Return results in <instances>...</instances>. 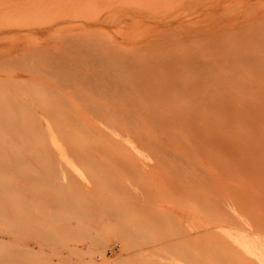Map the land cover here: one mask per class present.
Segmentation results:
<instances>
[{"label":"rangeland","instance_id":"obj_1","mask_svg":"<svg viewBox=\"0 0 264 264\" xmlns=\"http://www.w3.org/2000/svg\"><path fill=\"white\" fill-rule=\"evenodd\" d=\"M44 99L64 151L5 132L4 105L30 119ZM145 107L162 146L142 157L123 143ZM229 251L264 264V0H0V264Z\"/></svg>","mask_w":264,"mask_h":264},{"label":"bare ground","instance_id":"obj_2","mask_svg":"<svg viewBox=\"0 0 264 264\" xmlns=\"http://www.w3.org/2000/svg\"><path fill=\"white\" fill-rule=\"evenodd\" d=\"M148 13H150V12H148ZM226 15H228V14H226ZM80 18H81V16H80ZM247 31L245 30V32H247ZM47 48H49V47H47ZM81 51L83 52V49ZM90 54H91V52H90ZM143 56H145V55H143ZM26 60H27V58H26ZM163 62L165 63V61H163ZM66 65L67 64H65V66ZM153 66H154V64H152L149 61H144V60L142 61V60H137V59H135L134 61H132L131 65L129 64V67H127L125 65L126 70L127 69L128 70H131L132 73H133L134 70H139L140 73H141V75H142L144 73L143 71H145L146 79H147V82L145 84V89H144V92L147 95V97H145L146 98L145 99L146 101H149L150 100L148 97H149V91H150V88L151 87L157 85L158 86L157 92L159 93L158 95H161V97L163 98V96H164L163 93H165L166 90H168V88L173 85V83H170V82H168L169 83L168 85H162V82H163L162 80H164V78L162 76L161 77H158V76L154 75V73H153V75L151 74ZM108 68H109V66H108ZM168 70H169V68H168ZM36 101H37V103H34V104H38V102H40L39 100H36ZM176 102L179 103L178 101H176ZM42 103L44 105L42 107V109L44 111V114L43 115H38L37 116L33 112L32 117L30 119H26L24 117L23 112L20 115L16 112V117L14 118V120L12 119V114H10V111H9V109H7V106L4 105L3 106V108H4V119H6L5 122H4V126L6 128V131L5 132H6V134H8L9 131H10V129L12 128V125H15V128L17 129L18 133L21 135V137L23 138V140L24 139H29L28 141H30V140L33 141L34 144H36L39 148H41L43 150H46L47 152L50 151L52 148H55V146L58 147V148H61V150L64 151V150H66V144L62 140V135H61V131H60V128H59L58 119H56L53 115H51L48 112V106L49 105H48V102L45 99L43 100ZM28 108H30V107H28ZM145 109H146V107L142 109V113L141 114L143 116H142L141 122L137 124V122H134V120H133V122H134L133 124L134 125L131 126V127L129 126L127 129H125V131H124L125 143H123L124 145H126V149L128 151L132 152V154H133V152L136 153L138 151V153L141 154L142 157L143 156H149L150 152H153V151H155L157 153L160 150V147L162 146V143L159 141V138L161 137V133H160V130H159L160 129V126H159L160 124L156 120L147 119L149 117L152 118V116H150L151 114H148L147 109L146 110ZM61 116L62 117H65V114H62ZM65 119H66V117H65ZM180 119H181V117H180ZM29 120H32V123L34 122V123H36V125L38 124V126L40 127V129L38 130V129H36V128H38L37 126L35 128V126L30 125L29 124ZM121 132L122 131H115V134H118V133H121ZM168 135H170V134H168ZM214 137H216V136H214ZM135 155L136 154H134L133 156H135ZM154 155H152V156H154ZM68 159L71 161V159L69 158V156H68ZM65 160H66V158H65ZM65 164H66V162H65ZM77 172H78V170H77ZM242 223H243V221H242ZM220 235H222L229 242L230 245L237 246L238 248H240L244 252H247V253L251 254V250L249 248V245L247 243L243 242L242 240H240L239 238H237L236 236H234V233L231 230L223 229L221 231V234ZM188 254H189L188 256H189L190 261H192V264H208L206 261H202V259L197 258V256L193 255L191 252H189ZM193 256H195V257H193ZM258 260L260 262H262L261 258H258ZM218 262L221 263V264H250L249 262L247 263L246 261H244L241 258L237 257L234 253H232V251H229L227 255L222 256L221 260L218 261ZM209 264H213V262L212 263L210 262Z\"/></svg>","mask_w":264,"mask_h":264}]
</instances>
